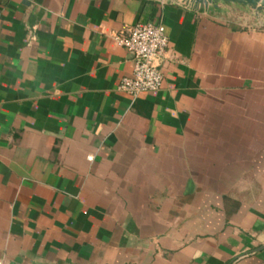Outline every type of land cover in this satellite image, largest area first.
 <instances>
[{"label":"crops","instance_id":"0c3cea01","mask_svg":"<svg viewBox=\"0 0 264 264\" xmlns=\"http://www.w3.org/2000/svg\"><path fill=\"white\" fill-rule=\"evenodd\" d=\"M246 7L0 0L1 264H264V27ZM162 23L160 91L114 36Z\"/></svg>","mask_w":264,"mask_h":264},{"label":"built area","instance_id":"2783aa9c","mask_svg":"<svg viewBox=\"0 0 264 264\" xmlns=\"http://www.w3.org/2000/svg\"><path fill=\"white\" fill-rule=\"evenodd\" d=\"M165 1L185 9L203 7L192 0ZM114 42L130 53L134 61L131 77L123 78L118 89L133 99L143 94H154L160 91L164 79L159 69V60L169 46L164 25L162 23L138 24L115 35Z\"/></svg>","mask_w":264,"mask_h":264},{"label":"water","instance_id":"95a60500","mask_svg":"<svg viewBox=\"0 0 264 264\" xmlns=\"http://www.w3.org/2000/svg\"><path fill=\"white\" fill-rule=\"evenodd\" d=\"M199 5L205 7L222 3V4H233L239 5L246 8H251L256 11L257 14L264 13V0H192ZM264 27V25H263Z\"/></svg>","mask_w":264,"mask_h":264},{"label":"rangeland","instance_id":"374dc122","mask_svg":"<svg viewBox=\"0 0 264 264\" xmlns=\"http://www.w3.org/2000/svg\"><path fill=\"white\" fill-rule=\"evenodd\" d=\"M248 9L251 10V11H249V16H251L253 19L252 25L253 26L255 25V27L256 26L257 27H263V25H264V13L262 12L261 14H257L256 11H254L253 9H251V8H248Z\"/></svg>","mask_w":264,"mask_h":264}]
</instances>
